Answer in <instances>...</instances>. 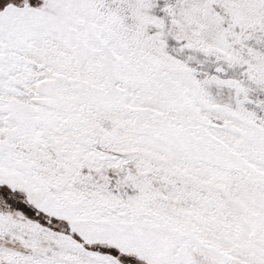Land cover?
<instances>
[{
  "label": "snow or ice",
  "instance_id": "1",
  "mask_svg": "<svg viewBox=\"0 0 264 264\" xmlns=\"http://www.w3.org/2000/svg\"><path fill=\"white\" fill-rule=\"evenodd\" d=\"M0 264H264V0H0Z\"/></svg>",
  "mask_w": 264,
  "mask_h": 264
}]
</instances>
